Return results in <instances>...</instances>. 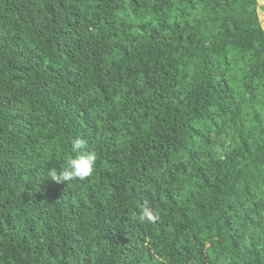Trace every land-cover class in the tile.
<instances>
[{
	"label": "trees",
	"instance_id": "16d2710c",
	"mask_svg": "<svg viewBox=\"0 0 264 264\" xmlns=\"http://www.w3.org/2000/svg\"><path fill=\"white\" fill-rule=\"evenodd\" d=\"M257 7L0 0V264H264Z\"/></svg>",
	"mask_w": 264,
	"mask_h": 264
},
{
	"label": "clouds",
	"instance_id": "9594fccd",
	"mask_svg": "<svg viewBox=\"0 0 264 264\" xmlns=\"http://www.w3.org/2000/svg\"><path fill=\"white\" fill-rule=\"evenodd\" d=\"M72 146L74 151H79L81 154L77 157L68 159L67 167L63 168L61 171L51 170L49 172L51 181L61 184L76 179L84 180L93 175L97 161L96 152L94 150L84 151L88 149V141L84 138H75L72 142ZM133 218L136 219L137 217L134 216ZM138 219L141 223L155 224L159 216L150 207L144 206Z\"/></svg>",
	"mask_w": 264,
	"mask_h": 264
},
{
	"label": "rangeland",
	"instance_id": "374dc122",
	"mask_svg": "<svg viewBox=\"0 0 264 264\" xmlns=\"http://www.w3.org/2000/svg\"><path fill=\"white\" fill-rule=\"evenodd\" d=\"M257 5L258 18L262 28L264 29V0H257Z\"/></svg>",
	"mask_w": 264,
	"mask_h": 264
}]
</instances>
